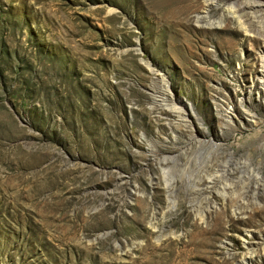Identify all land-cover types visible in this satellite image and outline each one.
I'll return each instance as SVG.
<instances>
[{
  "label": "rangeland",
  "instance_id": "374dc122",
  "mask_svg": "<svg viewBox=\"0 0 264 264\" xmlns=\"http://www.w3.org/2000/svg\"><path fill=\"white\" fill-rule=\"evenodd\" d=\"M207 4L0 0V264H264V36Z\"/></svg>",
  "mask_w": 264,
  "mask_h": 264
},
{
  "label": "bare ground",
  "instance_id": "6f19581e",
  "mask_svg": "<svg viewBox=\"0 0 264 264\" xmlns=\"http://www.w3.org/2000/svg\"><path fill=\"white\" fill-rule=\"evenodd\" d=\"M226 1H224V2H226ZM207 2H208V4H207L205 12L200 14L199 17H197L198 21L201 25H205V24L207 25L210 22V16H211L210 12L214 9L220 8L222 17H228L229 15L230 16L233 15L234 17H237L238 21H240L244 26H247L246 29L248 28L249 29L248 31H251L257 35L259 34V35L264 36V29H262V26H261L262 22L264 23V1L236 0V2L234 1V5L232 7L227 6L225 3H222L221 1H218V0H209V1L207 0ZM209 24L212 25V23H209ZM262 61H263L262 62L263 65L262 64L261 65H262L263 69L261 72L260 79L263 80L261 82L264 85V59ZM162 94H164V93H162ZM256 96L260 97L261 102H262V100L264 101V92L262 93V91L261 92L259 91V92H257ZM166 100L167 99L165 97L162 98L160 101L161 102L160 105H163V107L168 105L166 102H164ZM156 102H158V101H156ZM169 108H170V106H169ZM176 109L174 108V111L179 113L180 111H178ZM183 120H184V118H183ZM201 143H202V141H201ZM203 143H205V141H203ZM211 146L215 147V145L213 143H211ZM171 159H172V157L166 156V157H163L160 162L168 163L171 161Z\"/></svg>",
  "mask_w": 264,
  "mask_h": 264
}]
</instances>
